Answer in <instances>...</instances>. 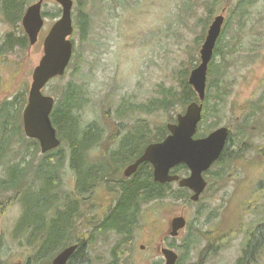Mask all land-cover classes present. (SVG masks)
<instances>
[{
  "label": "trees",
  "instance_id": "obj_1",
  "mask_svg": "<svg viewBox=\"0 0 264 264\" xmlns=\"http://www.w3.org/2000/svg\"><path fill=\"white\" fill-rule=\"evenodd\" d=\"M257 1L238 0L230 10L229 18L225 22L214 52V58L218 57V59L211 62L209 74L214 75L219 71V76L224 75L229 64L228 57L235 55L239 48L248 51V56L251 58L260 55L258 48L262 46L264 40V23L259 26L249 25L250 7ZM29 2L30 0H0V12L5 22L13 27V31L7 32L0 42L1 57L7 56L15 49L25 51L29 48L30 42L22 26L20 32L15 29ZM91 3L100 4L96 5L95 10L114 8L122 4L119 0H87L83 5L77 6L78 22L72 38L74 53L69 65L74 68L73 76L81 68V53L77 50L75 36L77 30L83 39L89 35L93 24L89 10ZM212 14H209L207 23ZM233 22L236 24L235 29ZM228 29H234L231 38L227 37ZM203 39L204 36L198 43ZM199 61L198 55H192L190 67L194 68L195 62ZM190 69L184 66L178 71L180 90L165 91L164 88L161 95L152 98L150 103L129 105L123 98L119 105L112 102L105 108H97L98 105L95 104L96 106L93 107L95 117L87 113L92 98L86 83L75 79L68 80L56 97L51 114L53 124L57 128L62 143L65 144L45 154H41L37 140L27 139L23 133L21 114L27 103L26 88L9 94L10 97L0 102V198L3 199L1 206L9 202H19L22 205V212L14 226L13 236L21 245L29 247L27 252H30V257L25 264H31V261L34 264H51L54 256L71 244L78 246L67 264H94L93 246L100 240L107 239L111 232L118 234L119 239L112 246L109 259L103 264H129L136 241L135 230L140 224L143 206L148 203L156 205L165 199H171L174 202L183 199L186 203H191L186 188H180L178 185L174 187L173 183L156 182L150 162L142 163L131 180L125 177H122L119 182L112 180L114 173L119 170L118 167L135 161L149 143L164 139L169 133L166 123L160 135H153L154 129L150 127V121L146 118L133 119L134 122L131 124L129 122L115 124L119 128H113L114 108L116 107L117 112L122 115L128 111L126 118L131 117L134 109L145 113L163 110L170 115L169 121L175 122L176 117L172 118L171 112L177 111L178 105L185 107L191 101L198 100L196 92L188 83ZM219 76L211 79L210 87L217 86L218 89H222ZM229 91L225 86L222 94L216 96L218 98L216 106L225 100L224 96ZM236 105V102L232 103L233 112H240L236 118V126H231L232 129L221 157L206 172L208 188L215 185L219 188L225 186L229 182L222 183L227 177L226 170L230 171L232 176L234 171L238 170V162L247 161V158L242 159L245 153L253 151L254 157L250 158L249 162L255 166L259 164L264 166V140L256 144L251 141V137L264 139V93L257 100H246L241 105L237 107ZM209 114L211 111L206 104L197 136L206 135L208 131H212L211 129L219 125V122H216L210 127L204 126ZM256 131L260 133H255ZM98 149L102 156L94 157L93 152L96 153ZM113 149L121 152L118 156H111V159L118 161L109 162L102 151ZM68 154L72 169L71 190H69L71 193L63 189L66 182L64 172L61 171ZM91 161L94 163L91 164ZM75 173L79 175L76 183L79 185L80 198L75 197V189L72 187L76 178ZM172 173L185 175L187 167L181 164L175 167ZM91 186L109 193L111 198L107 200L104 218L101 217L93 222L90 230L87 221L81 222L78 217L84 214L82 208L87 206L81 202L84 188L87 190L92 188ZM257 191L258 187L255 194ZM252 208L249 206L247 209L250 211ZM216 226L219 228L220 224ZM216 226L205 231L200 229L202 236L209 242L203 249L197 264H202L212 255L219 253L218 248L221 245H214L211 240ZM83 227H88L89 231H84ZM235 227V225L230 226L227 231ZM221 230L225 231L223 228ZM244 230L247 240L236 264H257L264 252V218L257 219L247 230L245 228ZM239 231L242 230L239 229ZM236 234L237 231L233 229L231 235Z\"/></svg>",
  "mask_w": 264,
  "mask_h": 264
},
{
  "label": "rangeland",
  "instance_id": "obj_2",
  "mask_svg": "<svg viewBox=\"0 0 264 264\" xmlns=\"http://www.w3.org/2000/svg\"><path fill=\"white\" fill-rule=\"evenodd\" d=\"M34 1L36 0H30L29 4ZM74 1L76 26L77 6L83 5L87 0ZM119 1L122 4L114 8L98 10H95V7L100 4H90L93 24L89 35L83 39L77 30L75 36L77 50L81 53L79 72L73 76L74 68L69 67L65 75L51 80L44 89L46 94L56 98L68 80L85 82L92 98L91 105L87 108V113L91 117L96 115L93 110L95 104L98 105L97 108H105L112 102L119 105L123 98L129 105L150 103L152 98L160 96L164 90H180L178 71L184 66L191 68L189 62L192 55L200 57V47L215 15L223 12L227 22L230 10L238 2V0ZM250 11L249 25L259 26L264 23V0H258L250 7ZM43 12L46 20L38 44L29 46L25 51L15 49L5 57L0 56V102L17 90L26 88L28 92L30 89L33 69L43 54L44 37L52 23L61 15V6L53 0H47L43 5ZM211 13L213 14L207 23ZM232 25L235 29V22ZM21 26V21L16 24L17 32H20ZM234 29L227 30V37L231 38ZM10 31H13V27L5 22L0 12V42ZM203 36L204 39L198 43ZM258 49L260 55L251 58L248 56V51L239 48L235 55L228 57L229 64L224 75L219 76V71L214 75L208 73L206 90V99L207 96L208 99L204 101V108L208 104L211 114L208 115L207 122H204L205 127L219 122L218 126H229L231 130L236 126V118L240 115L239 111L233 112L232 103L236 102L237 107L246 100H257L264 93V40ZM217 59L218 57L212 61ZM197 64L198 62H195V65ZM218 76L222 89H218L217 86L210 87L211 79ZM225 86L230 91L224 96L225 100L216 106L218 99L216 96L222 94ZM185 109L186 106L178 105L177 111L171 112L172 118L177 117L178 113L184 112ZM133 112L131 117L126 118L128 111L122 115L115 107L112 127L115 128V124L126 122L131 124L134 122L133 119L146 118L150 121V127L154 129L152 134L160 135L163 126L173 121H169L170 115L163 110L145 113L134 109ZM263 140V138L251 137L254 144ZM253 157V151L243 154L242 159L247 158V161L238 162V170L234 171L232 176H230L231 172L226 170L227 177L222 183L229 182L222 188L218 185L211 188L207 186L197 202L193 201L189 204L183 199L178 202L165 199L156 205L148 203L143 206L130 263L164 264L163 255L157 253L158 243L166 235L169 219L182 214L188 220L187 226L181 230L178 237L165 239V245H172V248L179 253L178 264L198 263L203 249L209 242L202 236L200 229L209 230L216 224H220V227L216 226L211 240L214 245H221L218 248L219 253L212 255L202 264H236L247 240L244 228L247 230L257 219L264 218V166L250 163L249 159ZM61 171L64 172L66 182L63 189L71 193L69 190H71L72 169L69 165V154ZM173 184L174 187L177 186ZM257 187L258 191L255 194ZM96 191L97 199L103 201L109 198V193L103 195L100 190ZM93 195L94 191L92 194L88 193L89 197L81 198V202L87 206L82 208L84 214L78 217L81 222L87 221L90 230L93 227L92 223L102 217L95 214L97 210H90L89 202ZM2 201L3 199L0 198V231L4 238L0 248V264L25 262L30 257V252H27L28 247L21 245L13 236V229L21 215L22 205L19 202H9L1 206ZM99 204L102 206L101 201ZM249 206L253 207L250 211L247 209ZM101 213L105 215L104 210ZM93 216L96 218L95 221H92ZM233 225L236 227L227 231ZM233 229L237 231L235 236L231 235ZM83 230L89 231V228L83 227ZM118 239L119 235L111 232L107 239L100 240L93 246L94 264H103L109 259L110 250ZM143 244L146 245L144 249L141 248ZM31 264L34 262L31 261ZM257 264H264V252Z\"/></svg>",
  "mask_w": 264,
  "mask_h": 264
},
{
  "label": "water",
  "instance_id": "obj_3",
  "mask_svg": "<svg viewBox=\"0 0 264 264\" xmlns=\"http://www.w3.org/2000/svg\"><path fill=\"white\" fill-rule=\"evenodd\" d=\"M54 1L61 5L62 12L44 38L43 54L33 69L28 101L22 113L24 133L28 138L38 140L41 153H47L61 145L57 128L51 118L56 100L43 90L49 81L65 74L74 49L71 39L74 32V0ZM44 2L45 0H37L31 3L22 17V26L29 37L30 46L37 44L45 23ZM224 23L223 12L215 15L199 51L200 62L188 77V83L196 92L198 100L191 101L184 112L178 113L175 122L167 123L169 133L164 139L149 143L141 156L127 166L125 176L136 172L142 163L150 162L156 182L178 183L181 188L192 191L191 201L199 200L208 185L204 173L219 160L230 135L229 127L219 126L205 136H197L198 126L203 118L209 65L213 60ZM181 164L188 168L189 175L181 176L171 172ZM186 225L187 219L184 215L174 216L170 222V235L177 237ZM77 246L71 244L62 249L51 264H67ZM161 252L166 258L165 264H176L179 255L174 249L163 247Z\"/></svg>",
  "mask_w": 264,
  "mask_h": 264
},
{
  "label": "flooded vegetation",
  "instance_id": "obj_4",
  "mask_svg": "<svg viewBox=\"0 0 264 264\" xmlns=\"http://www.w3.org/2000/svg\"><path fill=\"white\" fill-rule=\"evenodd\" d=\"M54 1V0H53ZM56 2V1H55ZM74 3H75V1H74ZM72 15H73V24H74V26H75V23H74V5H73V12H72ZM76 16V15H75ZM75 19H76V17H75ZM48 33V32H47ZM46 33V34H47ZM42 34V31H41V33H40V35ZM46 36V35H45ZM40 39V38H39ZM105 155H106V157H107V161H109V162H116V161H118V160H113V159H111V156H118L119 155V153L121 152L120 150H107V151H102ZM143 153V152H142ZM141 153V154H142ZM141 154H140V156H141ZM93 155H94V157H95V155H97V156H102L101 154H100V151H99V149H98V151H96V153H95V151L93 152ZM139 156V157H140ZM94 159V158H93ZM136 161V160H135ZM135 161H132V162H130V163H127L126 165H124V167H122V166H120V167H118V171H116L115 173H114V175H113V179L112 180H116V181H118L119 182V180L122 178V177H125V178H127V179H129V180H131L132 178H134V176H135V173L139 170V167H138V169H137V171L136 172H134V173H132L130 176H125V174H124V171H125V169L127 168V166L128 165H130L131 163H134ZM94 163V161H91V164H93ZM153 166V165H152ZM124 168V169H123ZM90 169L91 170H93V168L92 167H90ZM121 169H122V171H121ZM173 170V169H172ZM119 171H120V174H119ZM172 172V171H171ZM76 174V173H75ZM185 175H189V170H188V168H187V174H185ZM185 175H182V176H185ZM153 177H154V174H153ZM204 177H205V179H207V175H206V172L204 173ZM77 179H79V175L78 174H76V178H75V180H74V185H73V188L75 189V196L76 197H78V198H80L81 196H79V185H77V183H76V181H77ZM114 185L116 186V183L114 182ZM82 186H84V185H82ZM92 188H88L87 190L84 188V192H83V195H82V197L84 198V197H89L88 196V193H93V191H94V195L92 196V198L93 199H96V200H93L92 198H90V210L91 211H95V210H97L96 211V215H99L100 217L102 216V218H104V215H102L103 213H101L102 212V210H104L105 211V209H106V206L108 205V202H107V200H109V198H111V195H108V199H103V201L102 200H100V199H97V196H96V194H97V189L98 188H96L95 186H91ZM98 190H100V189H98ZM190 193V195H189V200H190V196L193 194L192 193V191L190 190V189H187ZM101 192H103V195H104V191L103 190H101ZM202 196V195H201ZM201 198V197H200ZM98 200V201H97ZM99 201H101L102 202V206H100V204H99ZM180 215H182V214H180ZM176 216V215H175ZM174 217V216H173ZM172 217V218H173ZM172 218L171 219H169V228H168V230H167V232H166V235H165V237H163V238H161L160 239V242L158 243L159 244V246L157 247V253L159 252V253H161L162 254V252H161V250H162V248L164 247V246H166L165 245V239L166 238H168V237H171V238H176V237H172V236H170L169 234H170V232H171V229H170V222H171V220H172ZM95 216H93L92 217V221H95ZM136 231H137V228H136V230H135V233H136ZM0 233H1V245H0V248H1V246H2V244H3V242H4V238H3V235H2V232L0 231ZM146 247V245L145 244H143V245H141V248L142 249H144ZM167 247H170L171 249H174V248H172L173 246L171 245H169L168 244V246ZM187 248V247H186ZM175 250V249H174ZM176 251V250H175ZM179 254V253H178ZM163 255V254H162ZM164 257V256H163ZM179 258H180V256H179ZM179 258H178V261H179ZM165 259V258H164ZM178 261H177V263L176 264H178ZM10 263H12V262H10ZM9 263V264H10ZM23 264H25V262H22ZM129 264H131L130 262H129ZM164 264H165V262H164Z\"/></svg>",
  "mask_w": 264,
  "mask_h": 264
},
{
  "label": "bare ground",
  "instance_id": "obj_5",
  "mask_svg": "<svg viewBox=\"0 0 264 264\" xmlns=\"http://www.w3.org/2000/svg\"><path fill=\"white\" fill-rule=\"evenodd\" d=\"M125 153V152H124ZM86 154H88V153H86ZM124 157H126V156H124ZM128 158V157H127ZM124 159V158H123ZM117 160V159H116ZM120 161V160H119ZM123 162V161H122ZM118 164V163H117ZM111 165V164H110ZM114 166V165H113ZM119 166V165H118ZM122 167H124V166H122ZM111 168H113L112 166H111ZM108 169V168H107ZM124 169V168H123ZM111 173V172H110ZM63 244V243H62ZM29 248V247H28ZM35 250V249H34ZM47 259V258H46ZM40 261V260H39ZM42 262V261H41Z\"/></svg>",
  "mask_w": 264,
  "mask_h": 264
}]
</instances>
